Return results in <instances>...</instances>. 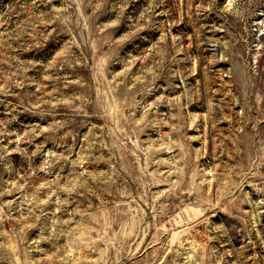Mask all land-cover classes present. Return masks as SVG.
<instances>
[{"label": "rangeland", "instance_id": "obj_1", "mask_svg": "<svg viewBox=\"0 0 264 264\" xmlns=\"http://www.w3.org/2000/svg\"><path fill=\"white\" fill-rule=\"evenodd\" d=\"M0 264H264V0H0Z\"/></svg>", "mask_w": 264, "mask_h": 264}]
</instances>
